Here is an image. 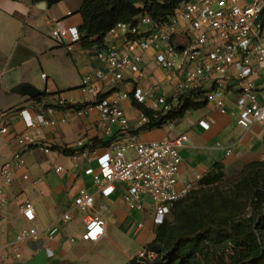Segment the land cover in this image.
<instances>
[{
  "label": "crops",
  "instance_id": "obj_1",
  "mask_svg": "<svg viewBox=\"0 0 264 264\" xmlns=\"http://www.w3.org/2000/svg\"><path fill=\"white\" fill-rule=\"evenodd\" d=\"M83 1L65 0L53 7L39 8L22 0H0V169L5 163L13 161L17 153L24 160V166L15 169V178L10 185H6L0 177V264H29L42 250L54 253L48 264H128L154 240L157 229L153 223L154 207L152 214L144 211L126 214L124 184H117L109 198L96 196L94 213H102L107 224L106 236L99 243L81 239L85 232L82 214L75 212L70 223L62 221V215L73 206L80 189L96 193L92 183L93 175L98 172L96 155L75 164L71 159L72 154L64 153L76 151L80 140L99 154L109 148L104 144L117 140L135 138L149 143L187 135L189 142L180 151V179L196 186L215 164H223L226 170H230L264 161V124H256L248 130L240 127L237 123L239 113L232 95L226 102L225 114L215 105L207 103L175 121L172 129L164 127L138 135L133 132L142 127L139 125L142 113L135 109L130 100L120 104L129 119V130L112 128L108 135L100 125L97 107L94 106L83 116L73 109L56 108L50 117L54 124L33 130L35 143L21 146L19 137L27 132L21 111L28 110L35 116L44 109L35 102L37 97H25L17 88L24 84L35 87L41 92L38 97L46 94L43 103L48 106L56 105L57 98L82 105V78L105 68L104 62L97 57V50H85L76 44L69 52L66 45L59 44L51 35L53 28L79 29L82 26L80 9ZM105 42L108 48L130 50L141 55L144 60L142 70L147 77L138 79L127 75L125 82L120 84H99L100 94L110 96L115 91L130 93L140 87L165 91L170 97L173 95L175 78L161 71L153 50L143 51L137 44H128L125 38L115 41L106 38ZM43 74L47 76L46 79H43ZM210 86L204 82L202 89L207 90ZM200 122H206L209 129L203 128ZM4 128L7 132L1 133ZM228 151H231L230 155H227ZM59 167L63 168L60 173L57 172ZM3 200L4 206L1 205ZM150 202L147 199L145 208L153 205ZM26 203L34 207V223L23 217L21 210ZM139 225H143V228L139 229ZM33 228L39 229L38 235L21 245L22 258L17 260L10 244L16 241L19 234ZM54 228L58 232L50 238V231ZM123 230L136 239L138 249L134 255H130L132 250L114 243L112 236L127 244L117 236ZM109 245L113 246L111 251L106 249Z\"/></svg>",
  "mask_w": 264,
  "mask_h": 264
},
{
  "label": "built area",
  "instance_id": "obj_2",
  "mask_svg": "<svg viewBox=\"0 0 264 264\" xmlns=\"http://www.w3.org/2000/svg\"><path fill=\"white\" fill-rule=\"evenodd\" d=\"M51 35L59 44L66 45L69 52L81 40L77 27L53 28ZM144 35L137 42L127 41L129 36ZM106 38L110 41L125 38L128 44H137L143 51L153 50L161 71L175 78L171 97L165 91L137 87L130 93L115 91L102 99L99 97V84H120L125 82L127 75L138 79H145L147 75L142 70L144 60L141 55L114 47L97 51V57L104 62L105 68L82 78L80 91L84 98L83 108L73 110L83 116L94 106L97 107L100 125L107 135L112 128L122 131L130 128L129 119L120 106L122 101L134 100L153 111L167 114L179 102L181 94L203 90L204 82L205 85L211 84L205 90V101L215 105L222 114L227 112L228 97L234 96L240 127L248 130L256 124H264V0H251L249 3L245 0H188L175 10L168 24H156L145 15L135 25L117 24ZM42 77L47 78L45 74ZM169 99L171 102H168ZM56 104L76 105L61 98H57ZM55 111L56 108L51 106L35 116L28 110L21 111L27 132L19 137V144H34L32 131L53 125L50 117ZM148 123V118L142 113L139 125ZM200 125L209 129L206 122H200ZM174 126L175 121L165 127L172 129ZM6 132L5 128L1 130V133ZM188 142L187 135L149 143L132 138L117 140L97 154L86 147L84 140L78 141L71 159L79 164L96 155L98 172L92 179L96 193L80 189L73 206L62 215V221L70 223L75 212L82 214L85 232L81 239L99 243L106 236L107 224L102 213H94L96 196L109 198L117 184H124L125 213L143 212L147 199H150L154 207L153 223L159 227L170 216L175 204L189 197L197 188L194 183L180 179V151ZM46 152L49 153V150ZM230 154L231 151H228L227 155ZM23 166L22 155L17 153L13 161L1 167L0 177L6 185H10L15 178V169ZM62 171V167L57 168L58 173ZM4 204L5 200L1 205ZM21 212L28 222L36 221L32 204L26 203ZM142 228L143 225H139V229ZM57 232L58 229L54 228L49 237H54ZM38 233V228L22 232L10 244L17 260L22 258L21 245ZM146 246L136 257L143 264H154L159 255ZM46 251L49 259L54 257L52 251Z\"/></svg>",
  "mask_w": 264,
  "mask_h": 264
},
{
  "label": "trees",
  "instance_id": "obj_3",
  "mask_svg": "<svg viewBox=\"0 0 264 264\" xmlns=\"http://www.w3.org/2000/svg\"><path fill=\"white\" fill-rule=\"evenodd\" d=\"M22 1L33 5L44 2L53 7L65 0ZM187 1L84 0L80 9L83 24L79 28L81 40L78 44L85 50L104 51L108 49L105 39L117 24L135 25L145 15L156 24H168L175 10ZM144 37L129 36L127 41L137 42ZM108 96L99 95L102 99ZM46 98V94H42L35 99L44 110L51 106L43 103ZM178 99L167 114L132 100L135 109L149 120L133 134L162 129L207 104L205 90L184 93ZM51 107L80 110L83 105L56 104ZM110 144L106 143L104 147L108 148ZM64 153L70 155L74 151ZM239 175L234 190L224 194L219 186L226 177L225 166L215 164L199 181L196 190L175 204L170 216L157 227L154 240L146 246L159 255L154 264H229L227 257L230 264H264V161L243 166ZM128 264L143 263L135 257Z\"/></svg>",
  "mask_w": 264,
  "mask_h": 264
},
{
  "label": "rangeland",
  "instance_id": "obj_4",
  "mask_svg": "<svg viewBox=\"0 0 264 264\" xmlns=\"http://www.w3.org/2000/svg\"><path fill=\"white\" fill-rule=\"evenodd\" d=\"M241 171H242V167L237 168V169H230V170L225 169L226 177H225L224 182L219 186V190L222 191L224 194L229 191L232 192L234 190L237 178L240 176L239 174L241 173ZM152 207L153 205H150V208L148 209L145 208L144 212H148L152 214L153 213ZM117 236H119L122 239V241L127 242V244L126 245L123 244L122 242L116 240L115 236H112L114 237V243H116L118 247H122L123 249L132 250V252H130V255H134L136 253V250L138 249V245L136 244V239L131 234L128 235V233H126L125 230L119 231V235L117 234ZM112 247L113 246L109 245L106 247V249L108 251H111ZM227 253L230 254V250H228ZM121 261H124V260H121ZM226 262L230 264L231 260L227 257ZM123 264H127V262H124Z\"/></svg>",
  "mask_w": 264,
  "mask_h": 264
},
{
  "label": "water",
  "instance_id": "obj_5",
  "mask_svg": "<svg viewBox=\"0 0 264 264\" xmlns=\"http://www.w3.org/2000/svg\"><path fill=\"white\" fill-rule=\"evenodd\" d=\"M41 6L46 8L47 4L44 2L38 4L39 8ZM17 90L21 95L32 98V99L38 97L41 94L39 90H37L35 87L29 84H24L20 86L19 88H17ZM48 261H49V258L47 255V251L42 250L29 262V264H48Z\"/></svg>",
  "mask_w": 264,
  "mask_h": 264
}]
</instances>
